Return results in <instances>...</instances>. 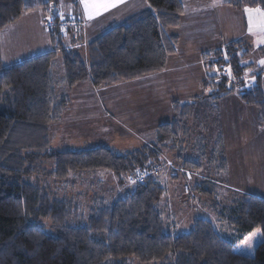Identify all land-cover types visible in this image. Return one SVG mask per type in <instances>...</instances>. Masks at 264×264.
I'll return each instance as SVG.
<instances>
[{"label":"trees","instance_id":"1","mask_svg":"<svg viewBox=\"0 0 264 264\" xmlns=\"http://www.w3.org/2000/svg\"><path fill=\"white\" fill-rule=\"evenodd\" d=\"M146 2V9L88 43L86 56L66 46L67 37L58 26L48 31L56 42L52 50L10 64L3 61L0 42V264H264L263 196L237 192L220 211L214 203L218 216L229 212L226 220L235 228L237 239L255 229L261 231L254 253L246 255L235 251L234 242L202 217H194L186 232H177L175 221L165 231L160 210L164 187L153 171L160 160L156 144L126 151L106 144L61 150L49 147V127L69 103L67 92L58 96L52 88L51 65L57 51L68 92L81 82L89 81L98 88L159 73L166 68L167 57L177 52L180 37L172 30L180 25L184 0ZM223 3L239 10L244 5H261V0ZM28 7L24 0H0V41L1 31ZM72 39L75 44L77 37ZM245 47L243 40H233L202 53L205 93L191 102L172 101V121L157 127L159 144L175 147L181 143L189 130L191 108L204 96L217 103L235 93L258 109L259 122L264 124L261 72L246 82L240 79L251 67L243 62L249 54ZM43 158L52 161L49 173L59 182H65L70 173L108 171L118 178L135 177V186L107 205L99 198V206L88 217L72 216L66 200L51 198L28 180L44 171L37 168ZM181 162L184 167H198L191 159ZM213 189L203 183L193 188L210 200ZM45 219H51L52 232L46 231Z\"/></svg>","mask_w":264,"mask_h":264},{"label":"rangeland","instance_id":"2","mask_svg":"<svg viewBox=\"0 0 264 264\" xmlns=\"http://www.w3.org/2000/svg\"><path fill=\"white\" fill-rule=\"evenodd\" d=\"M219 1L184 0L185 13L196 14L195 17L200 19L209 18L207 16L212 15L210 11L214 10ZM260 4L256 5L257 8L244 5L241 7L242 11L240 13L244 15L246 13L245 9L256 10L262 8L264 10V0H261ZM219 6L222 5H218L217 8ZM222 9L225 8L221 7L219 10ZM47 13L44 19L46 32L50 30L47 28V18L51 17L52 12L48 11ZM249 17L246 16L245 21V30L248 37L235 39L243 40L246 43L245 48L249 49V56L243 62L251 65V67L245 70L240 79L242 78L246 82V80L261 72L264 88V64L261 63L264 60V43H261V40L264 39V32H261L258 27L264 22V15H261V18H251L252 32L249 31ZM206 22L211 23L210 20ZM13 23L1 31L0 42L4 63L24 60L41 53V51L52 50L53 46L47 47L45 43H42L41 37L39 35L37 37V34L35 36L36 31L33 32L32 28H23V23L20 21ZM115 25L117 24H110L111 27ZM185 29L184 35L187 41L193 40L192 36L194 34L203 32L200 29L194 31L195 29L188 27V23L185 24ZM62 30L65 29L60 28L59 31L67 36L77 35L72 31ZM211 30L213 29L204 32H212ZM79 32L77 33L79 34ZM68 48L72 49V45ZM211 58L216 59L214 55H211ZM247 59L250 63L246 62ZM190 70L193 71L191 78L195 81L199 75L198 68L191 66ZM215 71V73H219L216 68ZM51 78L52 88L56 95L60 96L66 92L68 93L64 82V69L60 51H57V55L52 61ZM200 79L194 85L192 83L193 87L201 84ZM126 86L122 92L133 95L135 93L133 85L126 84ZM71 95L74 96L75 94H69V97ZM227 96L222 97L219 101ZM119 97L120 94H88L86 97H82L84 101L88 102L85 106L76 105L72 108L73 111L66 108L67 110L65 109L62 119L52 127L53 136L50 137L49 147L53 150H61L70 145H76L79 143L77 140L80 137V132L86 135V140L90 143L107 144L119 151L137 149L143 144L150 143H143L142 141L146 139L149 133H141L139 128L134 127V120L139 117V101L134 98L125 97L121 99ZM76 98L80 101L78 96ZM116 98L120 99L121 107L111 110L112 106L107 100L110 99L115 102ZM177 98H174V100L181 103L192 101H187V99L183 101V99ZM206 98L204 96L198 99L191 108L187 120L189 130L182 135L180 144L175 147L169 144L165 147L160 142L161 145L158 147V140L151 141L160 149V160L155 163L153 169L154 174L164 187V193L160 199V210L165 221V227L175 221L179 228L177 232H186L190 229L194 217H202L211 221L215 230L222 237L234 242L235 251L252 255L256 245L262 239L261 231L257 232V229H255L244 235L243 240L237 239L235 228L226 220L229 212L224 213L225 217L224 215L223 217L218 216L214 211V203L219 204L217 210L220 211L221 206L229 205L234 198L233 195L237 192L244 191L243 193H245L250 189L258 193H264V173L262 177H255L254 169V166L259 163L264 165V140L258 134L260 127L253 124L254 121L251 120L253 116L252 109H238L236 105H233V107L223 105V108L222 106L218 108L217 103L219 101L215 103ZM128 110L132 114L131 117L127 113ZM254 110L258 109L254 108ZM109 111H112L115 116L109 114ZM259 124L264 126L260 122ZM109 130L111 132L105 133ZM218 135L221 136V141L219 145H216ZM250 139H253V142ZM252 144L253 146H251ZM253 149H259V152L253 151ZM184 158L194 160L198 167H184L181 164ZM38 167H41L44 171L39 168L41 171L31 175L28 180L37 184L51 198L66 200L71 206L72 216L77 214L78 217H88L89 211L93 207L99 206L101 202L99 198H102L104 204L107 205L113 201V198L122 196L135 186V177L122 175L121 178H118L108 171L82 174L70 173L65 182H59L49 173L53 169V163L48 158L41 159ZM228 182L235 187L227 185ZM199 183H203L206 188H214L211 196L212 200L205 195L195 193L193 188ZM43 223L46 231L52 232L51 219H45ZM165 231L168 232L167 227Z\"/></svg>","mask_w":264,"mask_h":264},{"label":"crops","instance_id":"3","mask_svg":"<svg viewBox=\"0 0 264 264\" xmlns=\"http://www.w3.org/2000/svg\"><path fill=\"white\" fill-rule=\"evenodd\" d=\"M223 1L224 0H220L218 2V5H222L221 7L225 9L219 10L221 7L219 6L217 8L218 5H216L214 10L210 11V14L212 15L207 16L209 18H196V14H188L185 13L186 10L184 11L183 16L181 17L180 25L176 29L172 30V33L178 34L179 37L181 36L179 38L180 40L177 52L167 57L166 68L163 71L147 75L139 79L121 82L110 86H100L98 88L94 87L89 81L78 83L68 92V97L69 94H75L74 96L71 95V97H69V103L67 106V108H69V111H73L72 108L76 105L80 104L85 106L86 104H88V102L82 99V97H86L88 94H120L119 98L121 99L125 97L129 99H137L139 101V117L134 120V127L137 129L139 128V132L141 133H149L147 134L146 139L142 140L143 143L150 142L148 144H155L151 141L157 140L156 131L158 125L168 121H172L173 119V110L171 107V103L172 101H174V98L178 97L177 99L181 98L183 99V101L184 99L190 101L193 100V98H195L196 96H200L205 93L202 82V80L204 81L205 78V68L201 58L202 53L205 51L211 52L215 47L217 48L224 46L226 43L233 41L239 37L247 38L248 34L245 30L246 16H251V18H261V15H257L256 12H246L243 15L242 13H240L242 11L241 9L234 10L225 5ZM98 2L99 0H88L90 6ZM24 3L25 6H29L28 9H25L22 12L21 16L13 24L20 21L23 23V28H32L33 32L36 31L34 35L36 36L37 34V37L39 35L42 39V43H45L47 47L56 43L55 41H51L50 34L46 32V29L44 27V19L48 14V11L61 18L81 20L84 25L82 31H80L79 34L76 33L77 35H75L77 36V42L75 44H73L71 41L73 40V36H65L63 32L62 35L67 37V39L64 40V43L67 47L72 45V49L81 51L85 56L88 43L112 28L110 24L118 25L129 17L148 7L145 0H123V3L118 4V6L111 8L109 11L90 19L89 13L84 9V5L82 3H79L78 0H24ZM250 8H257V6H253ZM260 9L263 10L262 8ZM261 12L264 13V10ZM208 20H210L211 23H207L206 21ZM187 23L189 28L195 29L194 31H197L199 29L200 31L203 30V32L194 34V36H192L194 39L191 41H187L184 35V32L186 30L185 24ZM210 29H213L211 30L212 32H204L205 30ZM43 52L44 51H41V53ZM16 61L20 60H14L13 62ZM246 62L250 63L249 59H247ZM10 63L12 62L5 64ZM191 66L193 68H198L199 75L195 79V81L191 78L193 72L192 70H190ZM199 79V82H201V84H199V86L197 87H193V85ZM126 84L133 85L132 87H134L135 92L133 95L122 92L127 87ZM177 94L179 95L177 96ZM77 96L80 98V101L76 98ZM119 98H116L115 102L110 99L107 100L112 106L111 110H115L114 108L121 107L120 104L122 103L119 102ZM217 104L218 108L220 106H222L223 108V105L232 107L233 105H236V108L238 109H252L251 111L253 112V116L251 120L254 121L253 124L260 127L258 129V134L264 140V126H261L259 124L258 110H254V106L246 105L245 103H243L237 94L229 95L223 100L219 101ZM108 113L115 116L112 111H109ZM127 113L129 114V117H131L132 114H130L129 110L127 111ZM63 114L58 121L50 125L49 133L51 134L49 136V140L50 137L53 136V125L55 123H58L62 119ZM108 132H111V130L105 133ZM86 139V135L80 132V137L77 140V142L79 143H75L76 145H70L67 148H82L90 144H98L96 142L90 143ZM250 141L253 142V139H250ZM157 144L158 147L159 145H161L159 144V142H157ZM251 146H253V144ZM253 151L259 152V149H253ZM254 169L256 174L255 177H262V174L264 173V165L262 163H259L258 165L254 166ZM227 185L231 184H229L228 182ZM245 193L258 194L264 197V193H258L250 189L247 192L245 191ZM241 240H243V238Z\"/></svg>","mask_w":264,"mask_h":264},{"label":"snow or ice","instance_id":"4","mask_svg":"<svg viewBox=\"0 0 264 264\" xmlns=\"http://www.w3.org/2000/svg\"><path fill=\"white\" fill-rule=\"evenodd\" d=\"M78 2L84 5L85 11L89 13V18L92 19L95 16H99L103 14L104 12L109 11L111 8L118 6V4L123 3V0H99L98 3L93 4L91 6L89 5L88 0H78ZM245 11L249 13H251L252 11H255L257 15H264V13H262L260 9H256V10L245 9ZM258 27L261 32H264V22H262ZM252 30H253L252 19L250 16L249 17V31L252 32ZM261 43H264V39L261 40ZM261 63L264 64V60H262ZM259 231L260 230L257 229V232Z\"/></svg>","mask_w":264,"mask_h":264},{"label":"built area","instance_id":"5","mask_svg":"<svg viewBox=\"0 0 264 264\" xmlns=\"http://www.w3.org/2000/svg\"><path fill=\"white\" fill-rule=\"evenodd\" d=\"M50 16V18H47V28L49 29L53 28L57 24L59 28L65 29L62 31L69 30L72 31L74 34L83 29L84 23L81 20L65 19L59 17L58 21H56L54 16Z\"/></svg>","mask_w":264,"mask_h":264},{"label":"clouds","instance_id":"6","mask_svg":"<svg viewBox=\"0 0 264 264\" xmlns=\"http://www.w3.org/2000/svg\"><path fill=\"white\" fill-rule=\"evenodd\" d=\"M52 16H54V17H55V20H56V21H58V19H59V17H58V16H56V15H55V14H53V13H52ZM56 18H57V19H56ZM60 18H61V17H60ZM56 26H57V25H56ZM54 27H55V26H54ZM54 27H53V28H54ZM64 35H66V34H64Z\"/></svg>","mask_w":264,"mask_h":264}]
</instances>
